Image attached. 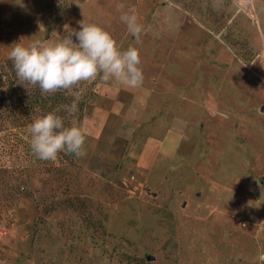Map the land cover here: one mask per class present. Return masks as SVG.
<instances>
[{"label":"rangeland","instance_id":"rangeland-1","mask_svg":"<svg viewBox=\"0 0 264 264\" xmlns=\"http://www.w3.org/2000/svg\"><path fill=\"white\" fill-rule=\"evenodd\" d=\"M83 20L139 49L143 85H76L86 156H5L0 264H264V0H0V62Z\"/></svg>","mask_w":264,"mask_h":264},{"label":"clouds","instance_id":"clouds-1","mask_svg":"<svg viewBox=\"0 0 264 264\" xmlns=\"http://www.w3.org/2000/svg\"><path fill=\"white\" fill-rule=\"evenodd\" d=\"M124 7L123 4L118 6L119 9ZM120 20L139 44L143 25L137 10L129 7L122 11ZM79 24L78 31L64 25L67 35L54 44L45 45L36 40L28 46L20 42L12 45L9 59L17 78L32 86L38 85L42 95L71 89L98 76L105 82L114 80L131 89L140 88L144 76L139 49L134 46L122 49L112 34L100 25L84 20ZM73 36L78 43L73 42ZM65 111L75 112L76 106H65ZM26 132L30 136L31 151L39 160L55 161L61 152L76 158L87 154L86 130L78 126L66 127L56 111L36 118Z\"/></svg>","mask_w":264,"mask_h":264},{"label":"trees","instance_id":"trees-1","mask_svg":"<svg viewBox=\"0 0 264 264\" xmlns=\"http://www.w3.org/2000/svg\"><path fill=\"white\" fill-rule=\"evenodd\" d=\"M0 78V183L12 185L13 175L21 171L7 166L5 156L10 151H19L24 140L30 139L27 126L36 118L56 111L63 118L65 126L69 127L76 115L81 117L82 111L87 110L89 100L95 95L88 92L77 100L79 90L76 85L71 89L42 95L38 85L32 86L17 78L9 57L0 62ZM72 105L76 106L75 112L65 111V106Z\"/></svg>","mask_w":264,"mask_h":264}]
</instances>
